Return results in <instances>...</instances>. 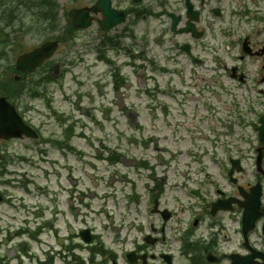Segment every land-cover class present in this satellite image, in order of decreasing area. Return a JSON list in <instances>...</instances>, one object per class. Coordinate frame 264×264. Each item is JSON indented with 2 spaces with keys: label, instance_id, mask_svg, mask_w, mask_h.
I'll return each instance as SVG.
<instances>
[{
  "label": "rangeland",
  "instance_id": "rangeland-1",
  "mask_svg": "<svg viewBox=\"0 0 264 264\" xmlns=\"http://www.w3.org/2000/svg\"><path fill=\"white\" fill-rule=\"evenodd\" d=\"M41 1L0 2V93L11 92L8 98L40 132L37 139L25 134L0 139V264H42L50 254L52 264H72V251L63 244L84 227L98 243L117 248L120 236L130 240L138 234V221L158 223L149 208L157 182L162 206L177 209L184 172L206 181L205 173L198 175L199 157L205 155L209 173L223 183L219 164L210 157L215 152L225 157L221 145L236 141L243 129L236 116L243 96L232 105L230 78L223 70L218 77L215 63L198 67L172 47L176 39L163 35L164 21L138 23L137 37L127 34L120 49L106 46L96 27L74 30V39L56 55L63 65L57 76L50 80L43 66L15 83L18 54L72 28L69 8L88 2L50 0L53 6L41 12ZM8 69L5 89L2 72ZM23 84L26 92L13 93L12 87ZM229 125L234 136H227ZM115 155L117 160L108 159ZM133 194L138 200L130 198ZM39 224L42 231L32 238L28 230ZM18 228L24 235L6 236ZM90 244L76 252L86 262L92 260ZM22 246L29 254L19 253Z\"/></svg>",
  "mask_w": 264,
  "mask_h": 264
},
{
  "label": "flooded vegetation",
  "instance_id": "flooded-vegetation-1",
  "mask_svg": "<svg viewBox=\"0 0 264 264\" xmlns=\"http://www.w3.org/2000/svg\"><path fill=\"white\" fill-rule=\"evenodd\" d=\"M99 1L71 6L67 14L70 16L73 8L95 9L90 11L94 21L91 28L96 27L99 33H104L100 21L110 14L124 16L115 34L118 28L120 33L133 35L138 23L150 17L165 21L166 32L184 36L179 50L186 58L203 63L206 59L202 56L210 53L216 71L223 70L245 93L244 107L239 112L243 116V133L225 147V157L216 156L228 179L235 166L233 179L243 176L240 186L231 181L229 186L220 187L218 180L206 172V181L195 188L185 187V203L177 214L171 210L167 221L157 214L160 223H150L148 231H154V236L142 233L132 240L137 259L129 262L125 253L124 264H264V0H102L103 7L98 10ZM72 31L68 27L44 40L58 41L60 46L43 66L63 67L55 59ZM185 43L190 44L192 54L184 50ZM28 74L18 75L17 80L24 81ZM241 167L242 171H236ZM256 190L260 193V207L253 225L244 222L245 208L236 203L218 204L228 210L214 209L219 200L234 201L237 197L251 210ZM154 238L158 239L149 243ZM158 244L162 249L156 253ZM141 255L146 256L140 258Z\"/></svg>",
  "mask_w": 264,
  "mask_h": 264
},
{
  "label": "water",
  "instance_id": "water-1",
  "mask_svg": "<svg viewBox=\"0 0 264 264\" xmlns=\"http://www.w3.org/2000/svg\"><path fill=\"white\" fill-rule=\"evenodd\" d=\"M89 23H86L87 26ZM48 55V48L43 46L35 51L22 56L19 59V68L22 70H34ZM22 118L18 115L14 105L5 98H0V137H11L22 135L23 132L31 133ZM1 198V196H0Z\"/></svg>",
  "mask_w": 264,
  "mask_h": 264
}]
</instances>
